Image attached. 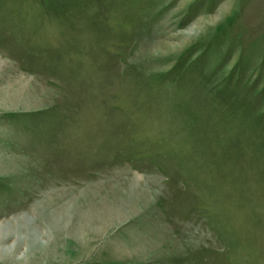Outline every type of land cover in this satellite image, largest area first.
I'll return each instance as SVG.
<instances>
[{"label":"rangeland","instance_id":"374dc122","mask_svg":"<svg viewBox=\"0 0 264 264\" xmlns=\"http://www.w3.org/2000/svg\"><path fill=\"white\" fill-rule=\"evenodd\" d=\"M0 264H264V0H0Z\"/></svg>","mask_w":264,"mask_h":264}]
</instances>
